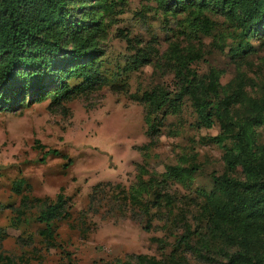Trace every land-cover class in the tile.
Instances as JSON below:
<instances>
[{
	"label": "rangeland",
	"instance_id": "1",
	"mask_svg": "<svg viewBox=\"0 0 264 264\" xmlns=\"http://www.w3.org/2000/svg\"><path fill=\"white\" fill-rule=\"evenodd\" d=\"M86 3L92 1L82 4ZM106 3L109 9L102 15L100 36L104 53L97 60L107 78L89 89L47 95L40 101H30L31 92H23L24 100L14 110H0V254L11 256L15 264H106L138 253L159 259L173 254L190 264H227L223 253L198 249L196 235L190 244L178 242L186 224L191 230L200 226V190L208 189L211 173L222 169V147L209 139L219 132L218 122L211 127L196 125L193 105L185 96L177 111L166 105L151 114L153 131L141 98L155 85L175 87L172 71L154 65L171 40H180L190 51L200 42L184 33L186 22L180 20L184 12L164 11L156 0ZM207 13L215 27L210 34L199 33L203 56L192 63L193 68L200 73L209 66L223 68L221 84L226 89L241 66L251 78L247 93L255 94L257 84L264 82L262 39L252 36L255 51L233 56L227 45L220 49L221 40L213 41L214 34L224 32L229 42L232 23L220 13ZM124 32L140 38L139 45L152 47L151 62L123 69L134 51ZM257 130L264 142V128ZM47 148L59 152L44 156ZM176 163H194L198 169L184 182L166 177L163 190L172 196L173 205L152 207L147 218L123 190L138 177L157 186L168 164ZM20 176L24 183L16 192L12 186ZM58 192L69 197L67 213L56 219V238L50 245L32 218L39 207L36 201H31L21 221L16 220L15 208L23 195L53 199Z\"/></svg>",
	"mask_w": 264,
	"mask_h": 264
},
{
	"label": "trees",
	"instance_id": "2",
	"mask_svg": "<svg viewBox=\"0 0 264 264\" xmlns=\"http://www.w3.org/2000/svg\"><path fill=\"white\" fill-rule=\"evenodd\" d=\"M91 1L82 4L86 0H0V110H14L24 100L23 92H31L30 101H40L47 95L54 97L89 89L107 78L97 58L104 53L100 44L104 30L102 15L109 6L106 0ZM156 2L164 11L184 12L180 19L181 23L186 22L183 31L192 33L200 46L190 51L180 40H171L155 61L156 67L172 71L176 85L173 89L155 85L144 90L141 98L146 103V122L155 131L151 114L166 105L177 111L186 96L193 105L196 125L211 127L218 122L219 132L209 139L222 147V169L211 173L208 189L200 190L201 200L197 202L200 226L191 230L186 224L178 242L190 244L196 235L198 249L206 254L223 253L227 264H264V142L257 130L260 126L264 128V82L257 84L255 94H248L246 87L251 78L239 66L226 82V89H222L223 68L209 66L200 73L192 66L203 56L199 33L210 34L215 27L216 21L209 11L224 15L232 23L229 42L224 32L213 35H216L213 41H222L220 49L227 45L231 55H246L255 51L252 36L260 37L264 43V0ZM124 33L127 45L134 51L133 60L126 62L123 69H136L139 64L151 62L152 47L141 46L140 38ZM215 45L218 47L219 43ZM74 80L78 81L72 84ZM58 152L47 148L43 153L45 156ZM167 167L157 186L138 177L129 190L123 188L147 218L152 207L165 205L171 209L173 205L172 196L163 190L166 177L184 182L198 169L194 163ZM23 183L20 176L12 187L20 192ZM68 199L62 192L53 199L23 195L15 208L16 220L21 221V215L26 217L31 201H36L39 207L32 218L41 225L42 238L53 245L55 221L66 215ZM0 259L2 264H15L9 255L0 254ZM106 264L190 263L173 254L159 259L138 253Z\"/></svg>",
	"mask_w": 264,
	"mask_h": 264
}]
</instances>
